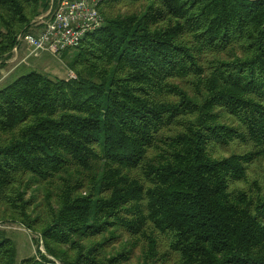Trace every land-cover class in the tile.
Segmentation results:
<instances>
[{
  "label": "trees",
  "instance_id": "trees-1",
  "mask_svg": "<svg viewBox=\"0 0 264 264\" xmlns=\"http://www.w3.org/2000/svg\"><path fill=\"white\" fill-rule=\"evenodd\" d=\"M55 3L0 0V67ZM98 10L74 78L0 84V222L61 264H264V0ZM5 229L0 264L56 262Z\"/></svg>",
  "mask_w": 264,
  "mask_h": 264
},
{
  "label": "built area",
  "instance_id": "built-area-1",
  "mask_svg": "<svg viewBox=\"0 0 264 264\" xmlns=\"http://www.w3.org/2000/svg\"><path fill=\"white\" fill-rule=\"evenodd\" d=\"M102 0H56L52 14L36 33H26L22 40L37 56L42 51L59 54L76 47L84 36L99 29L103 18L98 11ZM50 13V12H49ZM69 78L74 74L69 72Z\"/></svg>",
  "mask_w": 264,
  "mask_h": 264
},
{
  "label": "rangeland",
  "instance_id": "rangeland-1",
  "mask_svg": "<svg viewBox=\"0 0 264 264\" xmlns=\"http://www.w3.org/2000/svg\"><path fill=\"white\" fill-rule=\"evenodd\" d=\"M47 13L48 11L37 16L41 17L39 21L43 22L42 20L48 16ZM18 46V48L12 50L9 58H7V60L4 62V65L0 67V84H2L3 81L11 76L14 72H17L21 67H23V69L25 68V70L30 68V70L41 72L51 78H68L69 72H72V70L67 68L64 64V60L62 59L63 57L61 56L62 52L59 54H52L47 51H42L39 53V55L34 56L29 53L30 48L26 46L24 42L21 41ZM18 49L20 52H18ZM70 51L71 50H68L67 52ZM72 74L74 73L72 72ZM8 222L9 221L0 222V229L6 228L5 230L9 231V235L14 238L18 258L32 255L38 258L39 255L45 254V249L38 232H30L18 224L10 225ZM120 245L121 244H114V253L119 250L118 246ZM110 249H103L102 255L106 257L107 251ZM45 256L51 260L54 259L49 255L45 254ZM50 264L61 263L56 260L55 263L50 262Z\"/></svg>",
  "mask_w": 264,
  "mask_h": 264
},
{
  "label": "water",
  "instance_id": "water-1",
  "mask_svg": "<svg viewBox=\"0 0 264 264\" xmlns=\"http://www.w3.org/2000/svg\"><path fill=\"white\" fill-rule=\"evenodd\" d=\"M50 9H51V7H50ZM50 9H49V11H48V13H47V14H49V12H50ZM38 19H41V17H39Z\"/></svg>",
  "mask_w": 264,
  "mask_h": 264
},
{
  "label": "crops",
  "instance_id": "crops-1",
  "mask_svg": "<svg viewBox=\"0 0 264 264\" xmlns=\"http://www.w3.org/2000/svg\"><path fill=\"white\" fill-rule=\"evenodd\" d=\"M18 52H20L19 49H18ZM22 60H23V59H22Z\"/></svg>",
  "mask_w": 264,
  "mask_h": 264
}]
</instances>
